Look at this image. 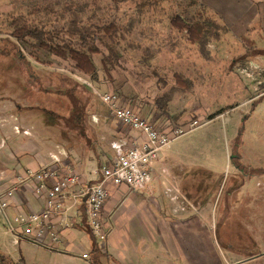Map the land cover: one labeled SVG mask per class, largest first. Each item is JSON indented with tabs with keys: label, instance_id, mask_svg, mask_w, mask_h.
Returning a JSON list of instances; mask_svg holds the SVG:
<instances>
[{
	"label": "rangeland",
	"instance_id": "374dc122",
	"mask_svg": "<svg viewBox=\"0 0 264 264\" xmlns=\"http://www.w3.org/2000/svg\"><path fill=\"white\" fill-rule=\"evenodd\" d=\"M70 2L83 8L82 19L86 23L89 20L133 23L131 32L120 39L119 63L114 67L109 65L113 78L126 77L137 85L139 98L148 96L159 103L166 100V109L174 114L207 121L173 139L164 148L163 158L175 156L178 144L190 143L195 148L200 145V161L212 172L191 168L188 173L211 178L205 186L208 197H212L211 212L219 240L223 245H234L233 248L257 250L256 245L249 244L264 243V224L251 230L253 226L246 225L245 219L255 217L264 221V215L238 214L237 205L249 204L252 199L244 195L249 189L241 188L237 194L236 191L244 184L241 176L264 175V37H249L253 51L248 52L238 37L227 33L211 46V59L207 60L197 45L188 42L170 25V17L175 13L192 21L201 10L198 0H128L119 9L113 0H0V129L16 122L7 114H34L30 121L45 127L48 136L55 137L58 134L53 130L55 127L76 126L69 114L75 111L78 102L91 104V98L98 96L90 77L76 70L71 60L21 44L12 36L14 16L25 15L31 22L53 20L38 9L44 6L60 9ZM93 59L99 75L106 78L103 54L96 53ZM179 74L193 83L191 89L178 86L175 76ZM92 115L89 114V120L97 126ZM123 130H126L124 135L130 132ZM240 133L243 134L241 160L235 159L233 163L232 154L238 155L233 143ZM63 138H71V134L65 132ZM110 139L121 144L118 138ZM111 149L117 150L113 144ZM185 153L188 161L197 158V151L191 146ZM211 162L214 167L209 165ZM234 176L239 179L235 180ZM245 185L250 186V192H257L262 183L253 179ZM234 186L237 188L233 189ZM259 210L263 212L264 208ZM17 262L21 264V260Z\"/></svg>",
	"mask_w": 264,
	"mask_h": 264
},
{
	"label": "crops",
	"instance_id": "0c3cea01",
	"mask_svg": "<svg viewBox=\"0 0 264 264\" xmlns=\"http://www.w3.org/2000/svg\"><path fill=\"white\" fill-rule=\"evenodd\" d=\"M198 2L215 13L232 36L239 39L242 36L264 37V0ZM110 77L116 82H111L107 74L106 78L99 75V81L89 78L96 90L95 95H98L97 91H116L141 116L163 129L191 121L182 114L162 110L154 98H139L138 86L126 77ZM80 105L77 104L75 111L69 114L77 127L64 129L57 126L53 129L58 133L55 137L48 136L45 127L30 121L35 118L34 114H7L16 122L0 129V194L11 188L17 190L6 198V209L3 210L0 204L1 251L15 261L24 259L25 264H264V243L251 242L249 245L258 247L252 251L223 245L219 240L218 227L211 212L212 197H208L205 186L211 178L188 173L191 168L207 172L212 169L200 161V145L195 148L190 143L176 145L175 156L163 158L164 149L160 152L147 188L135 190L128 186H109L111 196L103 210L107 239L103 246L100 245L88 226L85 202H76L73 195L79 194L84 186L102 180L103 166L110 165L116 157L111 146L117 147V143L110 138L124 139L126 130L123 129L127 127L113 116L99 96L92 97L91 104ZM89 114H93L97 126L90 122ZM65 132H69L71 138H63ZM188 144L197 151V158L190 161L184 157L190 147ZM227 153L229 155L228 147ZM46 165L59 166L63 172L72 171L80 176L81 182L64 198V209L53 216L56 230L62 237L59 245L52 244L49 237L33 240L15 222L18 213L29 214L47 208L45 195L34 192L33 182L24 181L30 171ZM209 165L214 167L215 164ZM234 177L239 179V176ZM241 178L244 184L238 187L236 194L241 188L249 189L244 195L252 201L249 204L244 202L245 206L236 200L240 202L237 213L264 215V211L259 210L264 208L259 206L264 204V175ZM253 179L262 183L257 192H250V186L245 185ZM8 223L15 229L10 230ZM245 224L253 226L251 230H254L264 221L246 218Z\"/></svg>",
	"mask_w": 264,
	"mask_h": 264
},
{
	"label": "built area",
	"instance_id": "2783aa9c",
	"mask_svg": "<svg viewBox=\"0 0 264 264\" xmlns=\"http://www.w3.org/2000/svg\"><path fill=\"white\" fill-rule=\"evenodd\" d=\"M97 94L113 116L130 131L120 140L121 144L117 145L113 162L103 166L102 180L84 186L79 194L73 195L76 202H85L88 226L103 246L107 239L103 210L111 196L109 186H128L135 190L147 188L152 180L154 162L160 152L169 146L173 139L195 130L207 121L196 118L187 124L170 125L163 129L141 116L120 93L97 91ZM24 181L33 182L34 192L45 195L47 208L29 214L18 213L15 222L33 240L39 241L49 237L52 244L59 245L62 243V237L56 230L53 216L64 209V198L73 186L81 183L80 176L72 171L63 172L59 166L46 165L40 170L30 171ZM16 190L17 188H11L0 194L3 210L8 207L6 198L14 195ZM8 227L10 230L15 229L10 223Z\"/></svg>",
	"mask_w": 264,
	"mask_h": 264
},
{
	"label": "trees",
	"instance_id": "16d2710c",
	"mask_svg": "<svg viewBox=\"0 0 264 264\" xmlns=\"http://www.w3.org/2000/svg\"><path fill=\"white\" fill-rule=\"evenodd\" d=\"M116 9L120 4L128 0H113ZM201 10L195 13L192 21L180 13L170 17L171 28L186 38L191 44L197 45L201 54L207 60L211 59V46L220 42L223 36L229 33L228 28L221 24L217 15L206 7L199 5ZM46 12L53 20H38L31 22L25 15L14 16L11 21L13 27L12 36L21 44L32 48H40L44 52L59 57L63 60H71L73 66L82 75L89 76L93 81H99V71L94 62L93 55L103 54V66L111 82H116L110 77L112 67L119 63L122 55L118 46L120 39L133 29V23L123 25V22L111 20L86 23L82 19L83 8L74 2L65 3L60 9L51 6H44L38 12ZM204 11L206 13H204ZM197 12V11H196ZM246 45L248 52L253 51V41L246 36L239 39ZM107 51L104 53L103 49ZM112 67H110V66ZM176 82L179 87L187 90L193 84L184 78L183 75H176ZM122 81V80H119ZM119 88H116L118 90ZM74 91H72V94ZM79 107L81 105L77 103ZM162 105V106H161ZM167 102L162 101L160 108L165 110ZM81 117L80 115H78ZM215 117H212L213 119ZM243 134L240 133L233 143V149L238 155L232 154L231 160L234 163L241 160L239 149L243 145ZM239 165V164H238ZM0 264H20L14 261L10 255L0 250ZM21 264H25L24 259Z\"/></svg>",
	"mask_w": 264,
	"mask_h": 264
}]
</instances>
